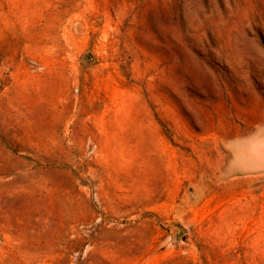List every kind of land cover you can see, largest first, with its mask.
<instances>
[{
  "label": "rangeland",
  "instance_id": "1",
  "mask_svg": "<svg viewBox=\"0 0 264 264\" xmlns=\"http://www.w3.org/2000/svg\"><path fill=\"white\" fill-rule=\"evenodd\" d=\"M0 264H264V0H0Z\"/></svg>",
  "mask_w": 264,
  "mask_h": 264
}]
</instances>
